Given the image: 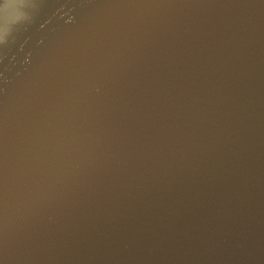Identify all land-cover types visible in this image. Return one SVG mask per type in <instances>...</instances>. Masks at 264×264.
<instances>
[{
  "label": "water",
  "instance_id": "water-1",
  "mask_svg": "<svg viewBox=\"0 0 264 264\" xmlns=\"http://www.w3.org/2000/svg\"><path fill=\"white\" fill-rule=\"evenodd\" d=\"M0 45V264H264V0H36Z\"/></svg>",
  "mask_w": 264,
  "mask_h": 264
},
{
  "label": "clouds",
  "instance_id": "clouds-1",
  "mask_svg": "<svg viewBox=\"0 0 264 264\" xmlns=\"http://www.w3.org/2000/svg\"><path fill=\"white\" fill-rule=\"evenodd\" d=\"M36 0H0V45L7 44L18 27L30 23Z\"/></svg>",
  "mask_w": 264,
  "mask_h": 264
}]
</instances>
